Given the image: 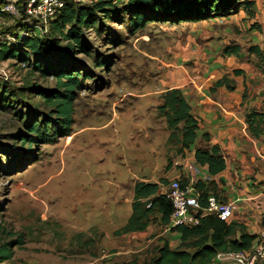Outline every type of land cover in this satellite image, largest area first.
Wrapping results in <instances>:
<instances>
[{"label": "rangeland", "instance_id": "1", "mask_svg": "<svg viewBox=\"0 0 264 264\" xmlns=\"http://www.w3.org/2000/svg\"><path fill=\"white\" fill-rule=\"evenodd\" d=\"M15 1L11 3L17 15L0 13V41L17 40L6 32L19 21L20 0ZM90 1L65 0L74 5ZM125 1L116 3L120 7ZM256 1L257 14L262 16L264 0ZM7 2L0 0V9ZM240 12L238 17L246 15ZM23 16L31 18L33 28L41 25L25 9ZM225 25L234 29L221 22L217 27ZM107 27L112 31L84 34L92 56L69 53L60 43L59 53L50 61L77 66L91 77L75 92L70 136L27 150L17 140L25 133L20 121L0 112V247L13 242L7 264H142L156 256L165 240L171 249L178 245L153 221L144 232L113 233L130 215L135 182H169L188 175L189 166L198 168L194 148L181 151L169 139L165 118L157 110L170 88L171 74L179 64L189 65L181 59L192 48L186 40L192 31L184 24L156 23L131 35L124 25ZM46 29L36 30L43 34ZM220 37L245 50L251 44L247 33L237 28ZM176 44L180 46L175 48ZM96 57L107 60L108 69L95 66ZM4 83L10 89L56 88L51 77H41L13 60L0 61V84ZM18 108L22 117L26 110L36 109L38 116L48 111L38 99ZM18 239L22 245L14 244Z\"/></svg>", "mask_w": 264, "mask_h": 264}, {"label": "trees", "instance_id": "2", "mask_svg": "<svg viewBox=\"0 0 264 264\" xmlns=\"http://www.w3.org/2000/svg\"><path fill=\"white\" fill-rule=\"evenodd\" d=\"M26 1L20 0L16 3L19 21L15 29L11 30L10 27L6 32L17 40L0 41V61L13 60L20 67L24 65V68H30L41 77H51L56 83V88L48 91L35 85L10 89L6 83L0 84V112L10 113L20 121L25 133L17 136V140L27 150L36 144H53L60 137L70 136L75 92L80 91L84 80L91 78L90 75L81 73L77 66L61 63L56 65L50 62L53 56L59 53L60 43L65 44L64 47L69 53L90 57L93 54L92 47L87 43L84 34L95 31L102 35L105 31H112L107 25L113 23L124 25L133 35L156 23H199L218 18L226 19L240 11H244L249 19L255 17L254 2L249 0H126L120 7L116 3L117 0H91L89 4L83 5L65 2L48 22L46 31L38 34L29 20L31 18L23 16ZM113 35L116 38V35ZM48 36L50 39H47ZM246 52L248 56H255L259 65L264 62V51L258 46H250ZM222 54L239 57L241 48L238 45H228L223 48ZM95 61L98 68L108 69L107 60L96 57ZM241 75V70H232L231 76ZM229 76L224 75L211 89L225 87L228 91L234 90V82ZM245 96L243 92V100ZM37 99L48 110L46 114L38 116L34 109L32 112L26 110L24 117L19 115L17 106L25 107L27 100L32 102ZM157 110L159 115L165 118L170 131L169 139H174L181 151L193 147L194 163L196 166L206 167L208 175L212 177L210 181L199 179L193 184L198 202L204 208L207 198L210 195L216 196L214 178L226 169L223 152L217 144H211L207 133H199L198 121L180 89H166L162 95V104ZM245 121L249 131L258 137L259 129L264 124V113L251 110L247 113ZM199 139L202 145L196 146ZM177 179L183 186L188 182L186 176ZM167 184L168 181L165 180L158 183L135 182L130 215L126 223L114 231L113 235L144 232L152 221L166 231L173 207L160 191ZM166 232L178 240L177 247L171 249L165 240L163 245L157 248L156 256L142 264H212L219 253L250 251L258 237L257 234L250 235L241 223L222 221L215 216H205L197 225L176 226ZM11 244L13 242L0 247V264L11 258ZM14 244L22 245V242L18 239Z\"/></svg>", "mask_w": 264, "mask_h": 264}, {"label": "crops", "instance_id": "3", "mask_svg": "<svg viewBox=\"0 0 264 264\" xmlns=\"http://www.w3.org/2000/svg\"><path fill=\"white\" fill-rule=\"evenodd\" d=\"M256 5L257 1L253 5L255 17L252 19L242 13L240 17L237 14L226 19L185 23L192 31L186 35L192 48L186 52L188 57L181 61L189 65L183 67L177 61L178 68L171 74L170 85V88L181 90L198 121L199 133H207L211 144H217L223 152L226 169L214 178L215 197L220 202L233 204V217L229 221L243 224L250 235L257 234L260 229L261 194L264 193V124L256 137L245 121L251 110L264 113V62L257 67L251 59L255 60V56H248L246 52L250 46L264 51V14L258 16ZM217 22L231 24L239 32L247 33L251 44L246 50L238 45L241 48L239 57L223 56L222 50L229 44L221 41L220 36H229L234 29L229 25L223 29L217 27ZM195 28L197 30L193 31ZM179 46L176 44L175 48ZM233 69L241 70L243 75L231 76ZM224 75H230L234 90L211 89ZM200 145L199 139L196 146ZM197 167L196 180H212L206 167Z\"/></svg>", "mask_w": 264, "mask_h": 264}, {"label": "built area", "instance_id": "4", "mask_svg": "<svg viewBox=\"0 0 264 264\" xmlns=\"http://www.w3.org/2000/svg\"><path fill=\"white\" fill-rule=\"evenodd\" d=\"M15 0H8L0 9L2 12H10L17 15L13 8ZM16 2V1H15ZM65 4L64 0H27L26 13L41 23L36 29L43 31L48 22L55 16L56 11ZM24 66V65H22ZM186 173L188 182L183 186L176 178L162 187V194L170 201L173 211L170 216V224L166 231L176 226L197 225L199 220L205 216H215L222 221H229L233 217L234 206L232 203L220 202L214 195L207 198L206 206L202 208L198 202V195L195 193L193 184L196 181L197 168L189 166ZM262 209L260 211V229L257 233V241L248 252H224L219 253L214 261L219 264H264V193L261 194ZM149 207V205L147 206ZM1 264H7L3 262ZM19 264H38L26 262Z\"/></svg>", "mask_w": 264, "mask_h": 264}]
</instances>
